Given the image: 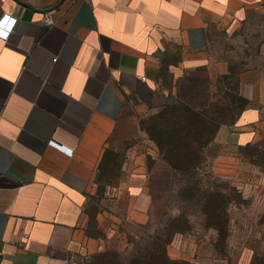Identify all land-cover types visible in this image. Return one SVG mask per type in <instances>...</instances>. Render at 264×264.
Instances as JSON below:
<instances>
[{"label": "crops", "instance_id": "crops-1", "mask_svg": "<svg viewBox=\"0 0 264 264\" xmlns=\"http://www.w3.org/2000/svg\"><path fill=\"white\" fill-rule=\"evenodd\" d=\"M23 1L0 0V25L17 18L0 36V264H82L107 248L90 208L114 145L172 104L165 75L222 71L210 29L264 0ZM262 76L248 67L238 82ZM260 115L244 107L229 139L249 142Z\"/></svg>", "mask_w": 264, "mask_h": 264}, {"label": "rangeland", "instance_id": "rangeland-1", "mask_svg": "<svg viewBox=\"0 0 264 264\" xmlns=\"http://www.w3.org/2000/svg\"><path fill=\"white\" fill-rule=\"evenodd\" d=\"M247 13L210 29V53L222 71L165 75L172 104L145 117L138 140L114 145L90 208L107 248L82 264H132L158 257L165 244L170 257L190 264L264 257V9ZM254 66L263 78L250 89L238 73ZM252 105L261 115L246 127L251 140L234 142L240 112ZM137 177L142 194L130 188ZM210 192L217 194L206 209ZM209 222L227 224L225 240ZM178 228L184 231L174 233Z\"/></svg>", "mask_w": 264, "mask_h": 264}, {"label": "trees", "instance_id": "trees-1", "mask_svg": "<svg viewBox=\"0 0 264 264\" xmlns=\"http://www.w3.org/2000/svg\"><path fill=\"white\" fill-rule=\"evenodd\" d=\"M216 194L217 193H215V192H210L208 194V196H207V200L208 201L205 203L206 209L208 207V202L210 201V199L214 198L216 196ZM206 211H207V213H209L208 210H206ZM208 218L209 219L211 218V214L209 215ZM208 226L217 229L219 235H221L222 239L225 240V238L227 236V231H228L227 224H214L213 222H209L208 223ZM173 231H174V233H176V232H183L184 231V228H178V229H175V230L173 229ZM159 247L161 249H163V253H161V254L159 253V256L158 257H157V255H155L152 259H147V256L137 257L135 259L134 263H132V264H190V261L189 260H185V259H181V258L178 259V258H172V257H170L168 255L167 251H166V244L163 245V247L161 245ZM98 254H100V255L103 254V251L100 252V253H98ZM250 264H264V257L263 256H258V258L254 262H252Z\"/></svg>", "mask_w": 264, "mask_h": 264}, {"label": "built area", "instance_id": "built-area-1", "mask_svg": "<svg viewBox=\"0 0 264 264\" xmlns=\"http://www.w3.org/2000/svg\"><path fill=\"white\" fill-rule=\"evenodd\" d=\"M16 20H17L16 17H10L4 26L0 25V36L2 38H7L9 36L10 32L12 31L15 25ZM49 21L51 22V20ZM142 78L146 80V77H142Z\"/></svg>", "mask_w": 264, "mask_h": 264}, {"label": "water", "instance_id": "water-1", "mask_svg": "<svg viewBox=\"0 0 264 264\" xmlns=\"http://www.w3.org/2000/svg\"><path fill=\"white\" fill-rule=\"evenodd\" d=\"M19 1H21L22 3H25L26 4V2H24L23 0H19ZM63 0H60V2L58 3V4H60L61 2H62ZM57 4V5H58ZM54 7H56V6H53V7H51V8H45V9H42L43 11H49V10H51L52 8H54Z\"/></svg>", "mask_w": 264, "mask_h": 264}, {"label": "snow or ice", "instance_id": "snow-or-ice-1", "mask_svg": "<svg viewBox=\"0 0 264 264\" xmlns=\"http://www.w3.org/2000/svg\"><path fill=\"white\" fill-rule=\"evenodd\" d=\"M5 19H8L7 17H5Z\"/></svg>", "mask_w": 264, "mask_h": 264}]
</instances>
